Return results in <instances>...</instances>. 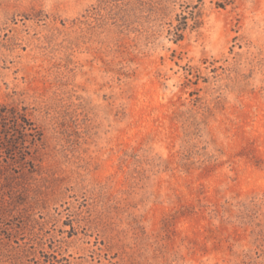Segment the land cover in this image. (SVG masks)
<instances>
[{"label":"rangeland","instance_id":"rangeland-1","mask_svg":"<svg viewBox=\"0 0 264 264\" xmlns=\"http://www.w3.org/2000/svg\"><path fill=\"white\" fill-rule=\"evenodd\" d=\"M12 108L0 264H264V0H0Z\"/></svg>","mask_w":264,"mask_h":264},{"label":"trees","instance_id":"trees-1","mask_svg":"<svg viewBox=\"0 0 264 264\" xmlns=\"http://www.w3.org/2000/svg\"><path fill=\"white\" fill-rule=\"evenodd\" d=\"M2 111L3 109H6L4 106L1 107ZM0 117L4 121V126L6 128L5 134L10 142L11 145V151H13V154L21 153L19 148H25L26 140L24 137L26 136L27 127L31 130H35L32 123H27V115L24 113H20L17 109L12 108L10 112L4 111L0 114ZM20 135V139L18 140ZM6 139V138H5Z\"/></svg>","mask_w":264,"mask_h":264}]
</instances>
